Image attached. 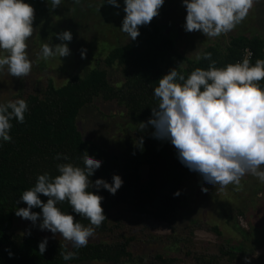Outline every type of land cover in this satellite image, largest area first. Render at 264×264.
Here are the masks:
<instances>
[{"label":"clouds","instance_id":"9594fccd","mask_svg":"<svg viewBox=\"0 0 264 264\" xmlns=\"http://www.w3.org/2000/svg\"><path fill=\"white\" fill-rule=\"evenodd\" d=\"M51 3V11L60 7L62 0H46ZM257 0H182L186 8L183 28L186 32L199 31L208 38L227 34L241 24ZM79 4L80 0H74ZM119 9L120 0H104ZM165 0H123L125 16L120 30L130 41L140 36V26H147L158 16ZM119 14V13H117ZM35 8L26 0H0V72L7 68L12 77H27L33 67L27 49V41L33 35ZM59 44L44 43L38 54L47 61L55 57L71 54L68 43L73 40L70 30L55 34ZM87 49H81V57ZM209 60V66L197 67L185 77L177 68H172L158 80L153 89L158 100L151 109V116L141 122L142 129L151 125L155 139L170 142L176 149L177 158L190 171L198 173L204 182L214 186L242 187L246 175H252L264 183V59L258 58L253 64L248 57L242 61L217 67L211 52H203L197 60ZM29 111L25 99L0 103V146L13 140L12 121L25 122ZM144 143L139 139V147ZM138 146V145H137ZM83 166L74 163H58L59 172L51 176L45 172L37 176L33 187L24 190L16 201L26 202L27 207H19L15 215L29 220L33 225L39 221L41 231H50L53 238L57 234L71 242L73 249L86 247L89 239L108 219L102 207L103 196L92 191L103 188L115 195L124 181L114 174L112 182L103 178L91 179L103 161L90 156L85 150ZM56 160L69 161L70 158L57 153ZM207 191V188H203ZM41 194L47 197L44 202ZM181 190L173 195L179 196ZM67 201L72 213L90 221L85 226L74 215L63 211L58 205ZM39 208L35 212L32 209ZM94 226V227H93ZM28 235H31L29 230ZM49 243L45 236L38 244L43 255ZM66 247V246H65ZM13 257L9 249H5ZM64 261H71L76 252L66 250L60 253ZM144 264H148L145 258ZM244 264H251L244 257Z\"/></svg>","mask_w":264,"mask_h":264},{"label":"trees","instance_id":"16d2710c","mask_svg":"<svg viewBox=\"0 0 264 264\" xmlns=\"http://www.w3.org/2000/svg\"><path fill=\"white\" fill-rule=\"evenodd\" d=\"M248 46L255 53L253 64L258 58L264 59V38L257 35L231 36L227 45L210 44L203 52H211L216 66L223 67L235 63ZM209 63V60L185 57L163 26L152 20L149 25L140 26V36L135 41L111 49L90 73L73 75L60 86L53 78H47L42 90L33 91L22 98L29 106L25 122L13 120L10 133L13 140L0 146V264H74L88 260L120 263L134 259L131 246L135 236L122 235L109 242H89L79 249L60 248L48 243L46 252L40 255L38 244L41 238L33 233L28 235V232L14 230L15 210L19 205L16 201L22 192L33 187L40 174L47 172L53 177L58 175V163L71 162L83 166L85 150L90 156L103 161L91 177L93 182L103 178L111 183L114 174L120 175L124 181L115 195L103 188L92 189L104 197L102 207L108 218L95 229L115 233L116 225H111V219L115 209L123 204L131 205L144 219L176 226L185 202L186 184L193 173L180 163L174 146L144 135L142 147H139L140 137L134 146V153L122 161L117 152L85 138L78 126V118L84 107L101 97L106 102L116 101L125 107L127 115L147 121L151 109L158 104L153 89L163 75L178 67L177 70L187 77L197 67L206 69ZM115 67L121 70L123 76L120 85L113 84L111 79L110 69ZM261 84L264 85V81ZM57 153L67 155L70 160L54 159ZM177 190H181V194L174 196ZM41 199L46 202L48 198L41 194ZM58 206L73 214L85 226L90 225L87 218L72 213L67 201ZM32 210L41 211L39 208ZM214 230L222 235L219 227ZM226 239L220 245L219 255L192 254L191 251L188 255L199 264L233 263L244 260L245 256L251 257L252 250L226 243ZM5 249L14 253L13 257L10 258ZM66 250L75 251L76 257L64 261L60 253ZM157 258L165 263L176 261V258L162 254Z\"/></svg>","mask_w":264,"mask_h":264},{"label":"rangeland","instance_id":"374dc122","mask_svg":"<svg viewBox=\"0 0 264 264\" xmlns=\"http://www.w3.org/2000/svg\"><path fill=\"white\" fill-rule=\"evenodd\" d=\"M26 2L35 8L34 31L27 41V52L33 62L32 71L20 79L12 77L5 67L0 72V103L42 90L50 77L60 86L73 75H86L102 62L111 49L130 41L127 34L120 30L125 16L123 0H120L119 9L104 4V0H80L79 4H75L74 0H62L60 7L52 11L51 3L48 5L46 0ZM185 17L186 8L182 6V0H165L159 15L153 20L163 26L166 34L175 40L178 51L190 60H196L210 44L227 45L231 36L257 35L264 38V0H257L246 20L234 30L217 38H208L199 31L186 32L183 28ZM64 30L73 34V40L65 42L69 44L71 54L47 61L40 59L38 54L42 44L61 43L55 34ZM81 49H87L84 58L81 57ZM110 75L113 84L120 85L123 81L121 70L116 67L110 69ZM141 122L146 121L127 115L125 107L116 101L106 102L101 97L84 107L78 118V126L85 138L117 152L122 161L134 153V146L140 137H153V127L148 125L141 130ZM192 173L193 177L186 184L185 202L176 226L144 219L131 205L123 204L115 209L111 219V225H116V232L103 233L95 229L94 236L89 239V242H109L122 235L135 236L131 246L134 259L120 263L88 260L74 264H144L145 258H148V264H199L188 253L219 255L224 238H227L226 243L252 250L249 257L251 264H264V183L249 174L242 178V187L237 190L231 184L226 187L207 184L198 173ZM19 207H27L26 202H20ZM14 219L15 231L26 233L30 230L41 239L49 237V243L60 248H72L71 242L59 234L53 238L50 231L39 230V221L33 225L16 215ZM215 227L221 229L222 235L214 230ZM159 254L176 258V261L165 263L157 258ZM232 264H244V260Z\"/></svg>","mask_w":264,"mask_h":264},{"label":"built area","instance_id":"2783aa9c","mask_svg":"<svg viewBox=\"0 0 264 264\" xmlns=\"http://www.w3.org/2000/svg\"><path fill=\"white\" fill-rule=\"evenodd\" d=\"M245 57H248L250 59V61L253 63L255 53H254V50L249 46L245 47L242 50L241 56L235 62L242 61Z\"/></svg>","mask_w":264,"mask_h":264}]
</instances>
